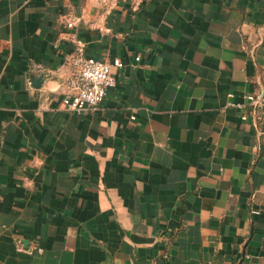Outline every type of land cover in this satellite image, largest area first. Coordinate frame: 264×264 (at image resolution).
Here are the masks:
<instances>
[{
	"label": "crops",
	"instance_id": "1",
	"mask_svg": "<svg viewBox=\"0 0 264 264\" xmlns=\"http://www.w3.org/2000/svg\"><path fill=\"white\" fill-rule=\"evenodd\" d=\"M69 14L87 56L124 64L96 112L63 106ZM249 96L264 0H0V264H264Z\"/></svg>",
	"mask_w": 264,
	"mask_h": 264
},
{
	"label": "built area",
	"instance_id": "2",
	"mask_svg": "<svg viewBox=\"0 0 264 264\" xmlns=\"http://www.w3.org/2000/svg\"><path fill=\"white\" fill-rule=\"evenodd\" d=\"M87 1H95L106 14L117 9L119 4V0ZM81 21H84L83 15L76 17L69 14L63 19L64 26L69 31L67 40L73 45V48L67 54V64L71 71L66 82L68 92L62 102L65 110L76 114L99 111L108 91L116 84L112 75L113 68L124 67L120 59H115L110 63L86 55L85 44L76 34V28ZM139 59L140 57H136L137 61ZM248 100L254 107L264 105V99L249 96ZM243 120H247V117L243 116Z\"/></svg>",
	"mask_w": 264,
	"mask_h": 264
},
{
	"label": "water",
	"instance_id": "3",
	"mask_svg": "<svg viewBox=\"0 0 264 264\" xmlns=\"http://www.w3.org/2000/svg\"><path fill=\"white\" fill-rule=\"evenodd\" d=\"M43 75L42 76H39L38 78H36V80L34 81L35 84H38V85H41L42 84V81H43Z\"/></svg>",
	"mask_w": 264,
	"mask_h": 264
}]
</instances>
